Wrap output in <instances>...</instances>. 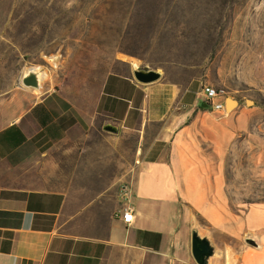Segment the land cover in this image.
I'll return each instance as SVG.
<instances>
[{
    "label": "crops",
    "instance_id": "1",
    "mask_svg": "<svg viewBox=\"0 0 264 264\" xmlns=\"http://www.w3.org/2000/svg\"><path fill=\"white\" fill-rule=\"evenodd\" d=\"M116 61L95 97L36 90L0 42V264H200L193 230L213 246L205 264H225L226 246L234 264H264V201L237 203L225 174L253 108L231 96L227 109V93L212 109L202 74L139 82Z\"/></svg>",
    "mask_w": 264,
    "mask_h": 264
},
{
    "label": "rangeland",
    "instance_id": "2",
    "mask_svg": "<svg viewBox=\"0 0 264 264\" xmlns=\"http://www.w3.org/2000/svg\"><path fill=\"white\" fill-rule=\"evenodd\" d=\"M0 42L45 67L42 88L93 97L119 57L175 80L202 74L253 108L226 185L237 203L264 201V0H0Z\"/></svg>",
    "mask_w": 264,
    "mask_h": 264
},
{
    "label": "water",
    "instance_id": "3",
    "mask_svg": "<svg viewBox=\"0 0 264 264\" xmlns=\"http://www.w3.org/2000/svg\"><path fill=\"white\" fill-rule=\"evenodd\" d=\"M29 66L34 67V70L26 71L27 67ZM131 66H132V75L139 82L153 81L159 78L160 75L162 74V70L158 68L142 67L139 64L135 65L133 63H131ZM42 72L43 73L45 72L46 74V70L44 66L40 64H26L22 69L19 82L22 86L26 88L41 90L43 87V83H44L43 79L45 76V74H43ZM229 100L233 101L236 104L237 100L234 99L233 97L229 96ZM230 107H232V104L231 105L226 104L227 109H229ZM103 128L108 131H116L117 125L112 121L107 120L104 122ZM248 241L252 242L250 239H248ZM225 249H226L225 264H234L235 258L233 255V251L228 246H226ZM191 250L196 262L200 264H205L206 260L204 254L211 253L213 250V246L207 238L200 236L196 232V230H193L191 235Z\"/></svg>",
    "mask_w": 264,
    "mask_h": 264
},
{
    "label": "built area",
    "instance_id": "4",
    "mask_svg": "<svg viewBox=\"0 0 264 264\" xmlns=\"http://www.w3.org/2000/svg\"><path fill=\"white\" fill-rule=\"evenodd\" d=\"M202 91L205 95L206 100L210 102L212 109H224V102L221 100H215V97L217 95L227 94L226 89H224L223 87H218L211 83H205L204 85H202ZM121 217L125 222H130L133 219L132 207L129 206L124 208Z\"/></svg>",
    "mask_w": 264,
    "mask_h": 264
},
{
    "label": "bare ground",
    "instance_id": "5",
    "mask_svg": "<svg viewBox=\"0 0 264 264\" xmlns=\"http://www.w3.org/2000/svg\"><path fill=\"white\" fill-rule=\"evenodd\" d=\"M131 63H133V64H135V65H137L134 61H132L131 60ZM34 70V68H29V69H27L26 71H33ZM43 73V72H42ZM43 74H45V72L43 73ZM234 102L233 101H230V100H228V102H227V104L228 105H231V104H233Z\"/></svg>",
    "mask_w": 264,
    "mask_h": 264
}]
</instances>
